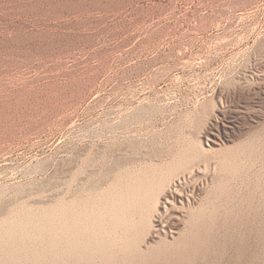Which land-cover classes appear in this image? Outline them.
<instances>
[{
    "label": "rangeland",
    "instance_id": "374dc122",
    "mask_svg": "<svg viewBox=\"0 0 264 264\" xmlns=\"http://www.w3.org/2000/svg\"><path fill=\"white\" fill-rule=\"evenodd\" d=\"M261 129L264 0H0L3 207H106L181 145Z\"/></svg>",
    "mask_w": 264,
    "mask_h": 264
},
{
    "label": "bare ground",
    "instance_id": "6f19581e",
    "mask_svg": "<svg viewBox=\"0 0 264 264\" xmlns=\"http://www.w3.org/2000/svg\"><path fill=\"white\" fill-rule=\"evenodd\" d=\"M263 144L264 129L206 157L181 145L121 178L106 207H3L12 174L0 185V264H264Z\"/></svg>",
    "mask_w": 264,
    "mask_h": 264
}]
</instances>
